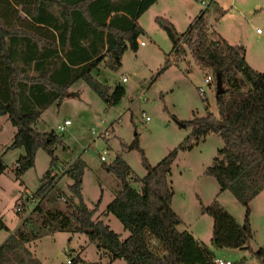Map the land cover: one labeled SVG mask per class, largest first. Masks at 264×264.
<instances>
[{
	"label": "trees",
	"instance_id": "trees-1",
	"mask_svg": "<svg viewBox=\"0 0 264 264\" xmlns=\"http://www.w3.org/2000/svg\"><path fill=\"white\" fill-rule=\"evenodd\" d=\"M157 0H0V116L7 115L15 127L8 148H23L15 162L18 174L34 165L38 148L49 156V167L35 196L43 198L51 188L54 154L62 138L55 131L40 132L35 123L52 103L59 104L70 94L69 87L82 79L108 105L118 103L125 90L99 82L93 70L102 62L119 68L123 52L136 51L144 33L137 19ZM210 2L191 20L184 32L163 17L156 20L171 41L170 58L189 54L202 69L211 70L215 88L220 76L222 92H215L218 116L207 113L183 121L190 133L157 164L150 165L137 138L128 145L140 152L144 176L130 183L129 166L118 155L107 165L119 180V189L106 206L129 234L122 239L103 220L94 219L96 207L82 200L81 178L84 162L77 157L64 171L72 178L71 196L65 210H44L40 202L31 216L24 217L14 234L0 245V255L11 254L24 264L17 241L29 242L61 230L85 234L96 240L110 261L126 264H212L214 248L197 240L172 208L173 189L168 176L178 150L190 149L193 141L210 133L218 134V149L204 173L216 179L220 190H229L245 208L240 224L216 200L200 202V210L212 218L211 240L216 248L247 249L254 232L249 221V201L264 188V72L252 68L242 45L230 44L209 31L205 13ZM246 86V89L244 87ZM216 91V88H215ZM73 198L77 200L75 203ZM27 226V227H26ZM264 264V243L252 252ZM1 257V256H0ZM2 258H0L1 260ZM75 264L86 262L78 255Z\"/></svg>",
	"mask_w": 264,
	"mask_h": 264
},
{
	"label": "rangeland",
	"instance_id": "rangeland-1",
	"mask_svg": "<svg viewBox=\"0 0 264 264\" xmlns=\"http://www.w3.org/2000/svg\"><path fill=\"white\" fill-rule=\"evenodd\" d=\"M202 8L199 0H157L140 15L137 22L144 33L138 37L137 50L127 48L117 70L109 69L103 62L93 70L99 82L124 88L123 97L115 105L108 106L80 79L69 87L70 94L59 104L54 102L41 113L35 128L40 132L55 131L62 138V144L54 151L57 161L51 168L53 183L43 198L35 196V192L42 185L50 156L38 148L34 165L18 174L15 162L24 150L8 148L15 127L7 115L0 116V245L14 234L24 217L31 216L30 210L38 201L44 210L66 209L72 178L64 171L77 157L84 162L83 202L93 208L100 199L93 218L103 220L122 239L129 234L114 215L106 214L107 204L119 189V180L107 170V165L120 155L130 168V183L142 186L137 179L146 170L140 152L128 148L135 138L154 166L190 133V126L182 127L179 123L207 113L218 116L213 81L210 85L204 82L211 70L200 68L188 54L185 59L170 58L160 72L171 51V41L156 17L168 19L178 32H184ZM205 20L210 31L230 44L244 46L247 63L264 72V0H212ZM122 77H126V82ZM145 116L149 118L146 120ZM64 120L69 124L59 130ZM221 147L223 142L215 133L195 139L190 149L177 151L168 176L173 189L172 208L182 221L178 229L193 230L197 238L208 244L212 218L201 212L199 201L208 205L216 200L240 224L245 215L244 206L232 193L227 189L221 191L216 179L204 173ZM101 155L104 161L100 160ZM26 195H31L30 203H26ZM73 201L77 202L75 198ZM18 205L23 208L21 212L16 210ZM248 205L254 232L249 248L214 249L215 256L232 264H260L252 252L264 243V188ZM16 249L23 251L24 264H69L67 260L77 255L86 262L126 264L120 258L110 261L96 240L70 230L45 234L29 242L17 241ZM0 256V264H19L10 253L3 251Z\"/></svg>",
	"mask_w": 264,
	"mask_h": 264
},
{
	"label": "built area",
	"instance_id": "built-area-1",
	"mask_svg": "<svg viewBox=\"0 0 264 264\" xmlns=\"http://www.w3.org/2000/svg\"><path fill=\"white\" fill-rule=\"evenodd\" d=\"M199 1H200V3H201L203 6H206V5L210 2V0H208V1H206V0H199ZM257 32H259L258 29H257ZM141 44H143V42H141ZM121 80H122L123 82H125V81H126V77H122ZM212 81H213V78H212L211 75L208 74V75H206V76L204 77V82H205V84L210 85V84L212 83ZM198 90H199L200 94H203V93H204V92H203V89H202L201 86H198ZM148 118H149L148 116H145V119H146V120H147ZM67 124H69V121H68V120H64L63 124L58 126V129H59V130H62V129L64 128V126L67 125ZM93 133H94V132H93ZM100 160H102V161L105 160V158H104L103 155L100 156ZM30 197H31V195H26V196H25L26 203H27V202L30 203V200H29ZM16 210L19 211V212H21V211L23 210V208L20 207V206L18 205V206H16ZM30 211H32V210H30ZM67 263H69V264L73 263V262H72V259H68V260H67ZM212 264H232V263H231L229 260H223V259H221V258L215 256V257H213V259H212Z\"/></svg>",
	"mask_w": 264,
	"mask_h": 264
},
{
	"label": "water",
	"instance_id": "water-1",
	"mask_svg": "<svg viewBox=\"0 0 264 264\" xmlns=\"http://www.w3.org/2000/svg\"><path fill=\"white\" fill-rule=\"evenodd\" d=\"M215 88H216V93H221L222 92V86H221V80H220V76L217 74L216 75V83H215ZM182 127H185V124L184 123H179ZM212 247L214 249H216V245L215 243L213 242L212 243Z\"/></svg>",
	"mask_w": 264,
	"mask_h": 264
},
{
	"label": "crops",
	"instance_id": "crops-1",
	"mask_svg": "<svg viewBox=\"0 0 264 264\" xmlns=\"http://www.w3.org/2000/svg\"><path fill=\"white\" fill-rule=\"evenodd\" d=\"M156 3V2H155ZM154 3V4H155ZM210 31V30H209ZM218 34V33H217ZM219 35V34H218ZM220 37H222L221 35H219ZM223 38V37H222ZM139 44H141V42L139 43ZM126 82V81H125ZM69 95V94H68ZM20 155H22V154H20ZM19 155V156H20ZM64 171V170H63ZM254 198V197H253ZM188 231H190L191 233H192V235L197 239V240H199V241H202V240H200L199 238H197L196 237V235H195V233H194V231L193 230H188ZM203 242V241H202ZM205 243V242H204ZM206 244H208V243H206ZM209 246H211L212 247V240H211V238H210V244H208Z\"/></svg>",
	"mask_w": 264,
	"mask_h": 264
}]
</instances>
